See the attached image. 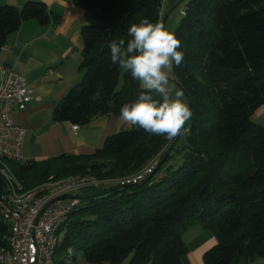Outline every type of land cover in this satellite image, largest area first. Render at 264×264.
Segmentation results:
<instances>
[{"label": "trees", "instance_id": "1", "mask_svg": "<svg viewBox=\"0 0 264 264\" xmlns=\"http://www.w3.org/2000/svg\"><path fill=\"white\" fill-rule=\"evenodd\" d=\"M72 1L91 20L80 31V79L52 115L81 126L97 115H119L145 91L111 62L110 41L127 42L130 24L142 18L160 21L163 0ZM182 8L173 34L182 42L184 59L172 69L193 112L184 136L170 143L130 126L107 136L90 154L9 163L24 190L49 177L110 180L95 192L79 193L58 229L63 237L55 264H75L74 256L70 262L56 257L67 256L68 249L90 264H120L129 256L128 264H184L182 235L193 224L216 238L203 264L264 258V125L252 119L264 105V0H184ZM32 19L48 24L59 18L37 0L21 7L0 4V48ZM156 156L158 165L139 182H116ZM8 192L0 172V197ZM9 231L0 214V246L7 245Z\"/></svg>", "mask_w": 264, "mask_h": 264}, {"label": "crops", "instance_id": "2", "mask_svg": "<svg viewBox=\"0 0 264 264\" xmlns=\"http://www.w3.org/2000/svg\"><path fill=\"white\" fill-rule=\"evenodd\" d=\"M26 1L0 0V4L21 7ZM37 1L45 3L58 16V21L48 24L33 19L23 21L0 48V70L13 68L33 89V96L25 107L13 113L14 121L25 129L21 162L39 161L62 153L90 154L101 147L107 136L130 126L120 115L112 114L94 116L87 124L77 125L76 131L72 130L74 124L53 119L55 104L80 79V31L91 19L72 0ZM252 119L264 125V105L255 109ZM92 188L84 186L79 193L95 192H82ZM182 236L187 246L183 263L203 264L204 252L216 243L214 235L193 224ZM247 264H264V258H254Z\"/></svg>", "mask_w": 264, "mask_h": 264}, {"label": "built area", "instance_id": "3", "mask_svg": "<svg viewBox=\"0 0 264 264\" xmlns=\"http://www.w3.org/2000/svg\"><path fill=\"white\" fill-rule=\"evenodd\" d=\"M33 96L24 76L13 68L0 70V172L9 192L0 197V214L9 223L7 245L0 246V264H55L59 242L58 229L69 210L79 202L84 186L98 187L110 182L89 176L49 177L30 189H22L9 163L21 161L25 129L14 121L15 109H23ZM78 126L72 125L76 131ZM185 132L188 128L185 127ZM159 160L153 159L143 170L116 180L120 184L137 183L151 174ZM68 249L66 260L73 259Z\"/></svg>", "mask_w": 264, "mask_h": 264}, {"label": "clouds", "instance_id": "4", "mask_svg": "<svg viewBox=\"0 0 264 264\" xmlns=\"http://www.w3.org/2000/svg\"><path fill=\"white\" fill-rule=\"evenodd\" d=\"M127 34V42L110 41V59L139 81L145 91L134 102L122 106L120 119L172 142L184 136L185 125L193 117L183 91L170 80L173 65L180 66L184 59V53L178 50L182 42L162 22H151L146 17L131 23Z\"/></svg>", "mask_w": 264, "mask_h": 264}, {"label": "rangeland", "instance_id": "5", "mask_svg": "<svg viewBox=\"0 0 264 264\" xmlns=\"http://www.w3.org/2000/svg\"><path fill=\"white\" fill-rule=\"evenodd\" d=\"M183 5H184V0H163V4L160 8V22H162L163 17H164L163 24L165 25L166 29H168L172 33H174L176 27L178 26V24L182 18L181 13L183 11L182 10ZM170 80L175 85L177 90L183 91L181 89L180 85L178 84L177 77L175 76L173 69H171V72H170ZM183 93H184V91H183ZM183 99L188 104V100H187L185 93H184ZM188 106H189V104H188ZM172 153H174V151ZM155 158L157 160H160V156L159 157L156 156ZM155 158H153V159H155ZM172 162L174 164H178L180 162V159L179 158L177 159V157H175L172 160ZM89 177H91V176H89ZM92 189L91 190L90 189L84 190L82 192H85V191H89V192L91 191L92 192V191L96 190L97 188L93 187ZM62 237H63V232L58 233V239L61 240ZM58 256H60L62 258H67V256L64 253L57 254L56 257H58ZM129 258H130V256L127 257L122 263H125V262L128 263ZM74 263L75 264H90L83 257L82 253H79V252H77V253L74 252Z\"/></svg>", "mask_w": 264, "mask_h": 264}, {"label": "water", "instance_id": "6", "mask_svg": "<svg viewBox=\"0 0 264 264\" xmlns=\"http://www.w3.org/2000/svg\"><path fill=\"white\" fill-rule=\"evenodd\" d=\"M185 141V140H184Z\"/></svg>", "mask_w": 264, "mask_h": 264}]
</instances>
